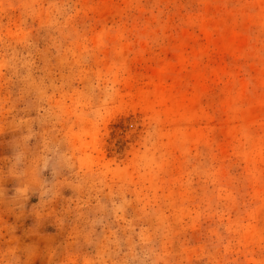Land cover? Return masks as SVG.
<instances>
[{
	"label": "rangeland",
	"instance_id": "374dc122",
	"mask_svg": "<svg viewBox=\"0 0 264 264\" xmlns=\"http://www.w3.org/2000/svg\"><path fill=\"white\" fill-rule=\"evenodd\" d=\"M0 264H264V0H0Z\"/></svg>",
	"mask_w": 264,
	"mask_h": 264
}]
</instances>
